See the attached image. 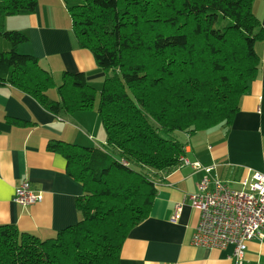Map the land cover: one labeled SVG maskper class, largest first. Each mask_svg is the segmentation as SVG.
<instances>
[{
  "label": "trees",
  "instance_id": "1",
  "mask_svg": "<svg viewBox=\"0 0 264 264\" xmlns=\"http://www.w3.org/2000/svg\"><path fill=\"white\" fill-rule=\"evenodd\" d=\"M63 2L78 46L105 73L98 115L107 148L49 144L83 186L81 218L47 240L0 225V264H120L125 240L150 215L155 177L186 158V140L173 133L229 128L260 70L255 45L264 30L255 0ZM37 8L38 0H0V86L54 115L92 110L97 92L84 73L65 72L57 87L35 56L19 53L28 35L5 30L7 18ZM53 89L58 100L49 96Z\"/></svg>",
  "mask_w": 264,
  "mask_h": 264
},
{
  "label": "crops",
  "instance_id": "2",
  "mask_svg": "<svg viewBox=\"0 0 264 264\" xmlns=\"http://www.w3.org/2000/svg\"><path fill=\"white\" fill-rule=\"evenodd\" d=\"M253 13L264 30V0H255ZM6 22L14 23L11 30L28 35L24 54L35 56L52 73L57 87L65 72L84 73L90 86L101 91L105 73L92 53L78 46L62 0H38L34 14ZM255 50L260 70L229 128L218 126L185 139L186 159L215 166V175L235 191L242 190V182L254 172L264 173V39ZM49 96L59 98L56 89ZM92 110L54 115L30 95L8 84L0 86V225H15L47 240L79 222L76 200L83 195V186L69 174L67 159L52 152L49 144L102 147L97 142L90 145L95 139L106 144L99 115ZM193 137L197 139L191 142ZM204 174L183 163L157 174L150 215L125 240L120 264H238L233 246L207 250L192 244L200 212L191 207L189 196ZM24 182L42 193V202L27 206L15 202L16 189ZM241 264H264V242L250 241Z\"/></svg>",
  "mask_w": 264,
  "mask_h": 264
},
{
  "label": "built area",
  "instance_id": "3",
  "mask_svg": "<svg viewBox=\"0 0 264 264\" xmlns=\"http://www.w3.org/2000/svg\"><path fill=\"white\" fill-rule=\"evenodd\" d=\"M181 161L205 173L189 196L191 207L200 212L192 244L207 250L233 246V258L241 264L250 241L264 242V173L254 172L250 180L242 182V190L235 191L215 175V166L204 167L186 158ZM42 200V193L33 191L29 182L16 189L15 202L20 205Z\"/></svg>",
  "mask_w": 264,
  "mask_h": 264
},
{
  "label": "rangeland",
  "instance_id": "4",
  "mask_svg": "<svg viewBox=\"0 0 264 264\" xmlns=\"http://www.w3.org/2000/svg\"><path fill=\"white\" fill-rule=\"evenodd\" d=\"M63 1V0H62ZM8 21V20H7ZM5 30L6 31H9V30H11V28H14L13 26H14V23L12 22V23H10V22H6V24H5ZM18 51H19V53H21V54H24V52H25V50H24V48H23V45H20L19 46V48H18ZM97 83V82H96ZM97 93H96V100H95V105H96V107H95V110H92V112L94 113V115H96V114H98V109H97V105H98V103H99V96H100V91H96ZM99 125H100V130L102 131V132H104V130H103V128H102V123H101V121H99ZM79 127V126H78ZM98 135V134H97ZM104 135H105V132H104ZM173 137H175V138H178L179 140H181V141H183V142H185V139H186V135L185 134H183V133H181V132H174L173 133ZM189 138V137H188ZM195 139H197V137H193V138H191V142H194L195 141ZM94 143H90V145L91 146H93L94 144H95V142H97V144H99L100 146H102V147H104V148H107V146H106V144H104V143H102L101 141H99V140H97V139H95V141H93ZM80 144V146H88L87 144H84V143H79Z\"/></svg>",
  "mask_w": 264,
  "mask_h": 264
}]
</instances>
